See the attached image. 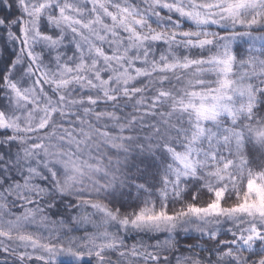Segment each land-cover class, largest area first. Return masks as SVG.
<instances>
[{"label":"snow or ice","instance_id":"snow-or-ice-1","mask_svg":"<svg viewBox=\"0 0 264 264\" xmlns=\"http://www.w3.org/2000/svg\"><path fill=\"white\" fill-rule=\"evenodd\" d=\"M0 264H264V0H0Z\"/></svg>","mask_w":264,"mask_h":264}]
</instances>
